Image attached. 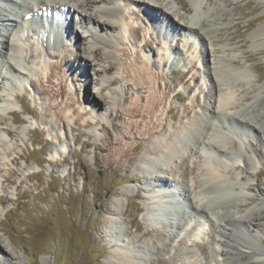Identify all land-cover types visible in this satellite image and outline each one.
Returning <instances> with one entry per match:
<instances>
[{"label":"rangeland","instance_id":"1","mask_svg":"<svg viewBox=\"0 0 264 264\" xmlns=\"http://www.w3.org/2000/svg\"><path fill=\"white\" fill-rule=\"evenodd\" d=\"M146 6V3L129 5L122 2V7L127 12L128 35L135 40V44L127 36L123 37V42L121 40L118 43V69L111 74L96 73L95 69L90 70V74H83L78 68H58V74L54 75L53 80L59 83L66 74L69 87L65 85V81L55 85L46 79L43 87L49 89V92H37L36 87L34 92H27L23 88L20 93L25 102L13 99L17 106L16 112L13 115L3 112L6 121L0 124V132H3L1 137L4 139L3 145H0V264H111V260H114L122 248H126L133 255L132 261L127 260L125 264H160L159 258L170 261L169 264H225L221 252L230 249L232 245L241 249L245 247V251L248 249L247 253L237 256L242 264H264V254L260 258L256 257L257 259L254 257L257 251L264 252V91L251 101L253 106L250 108L251 103L244 100L246 104L239 114L246 117L238 113L223 114L218 108L215 110L219 115L212 112L210 114L205 106L208 107L210 101L214 105L216 91L207 75L206 67L218 61L216 54L211 51L210 45L205 43L204 47L198 41L193 61L190 62L185 57V63L180 64L177 61L184 55L181 51L185 48L183 43L186 36L178 32L167 41L166 46L169 43L173 47L179 44V50L172 47L167 55L168 63L164 65L167 51H164L165 55L162 54L156 33L165 31L159 25V22L163 24L161 21L164 18L154 8L153 15L152 12L149 15L157 19L158 24L156 28L147 26L142 20L143 16L139 15V9L147 11ZM232 9L229 33L233 47L225 46V60L228 59L227 64L231 67L247 65L252 68L249 83H233L239 92L250 91L247 96H252L251 90L264 85V49H258L250 39V33L264 22V2L238 0L232 5ZM156 13L157 17L154 16ZM137 22L141 29L133 26ZM75 28L79 33L88 32L77 25ZM135 28L138 29V34H135ZM164 28L167 30L165 25ZM144 43L156 51H152L150 56L145 55L141 51ZM96 45L103 46V43L97 41ZM234 47L236 51H230ZM64 50L63 48L64 54L77 56L74 47ZM234 53L237 54L236 60L229 59ZM108 60L113 61L112 56ZM51 63L57 66L55 60ZM140 64L153 71V76L156 75L151 83L143 82L142 85L143 80L130 70ZM79 75L83 78L82 81L88 76L94 77L95 82L89 84L90 92L95 98L105 102V107L98 108L86 101L82 102V82L76 80ZM111 77L117 79L116 84L110 83ZM102 85L106 90L100 91ZM63 86L68 94L61 102L62 98L54 94ZM209 89L214 92L208 94ZM126 91L131 96L124 100ZM148 92H154L153 97L157 104H162H158L160 106L145 118H132L130 110L136 104L145 105V100L139 96ZM174 94H178L180 98H172ZM197 98L200 100L199 105ZM68 104L71 109L69 113H75L76 116L77 109L84 111L85 120L74 118L65 129L58 115ZM166 107H171L175 114H170L168 121L163 117ZM30 108L37 112V116L30 113ZM120 111L124 112V117L113 118V114ZM198 114L203 115L204 123H207L204 125L210 126L214 120L216 129L230 133L229 140L225 143L211 139L214 131L209 130L206 134L208 127L202 137L210 140L211 146L219 147L229 154V157L219 155V158L230 162L231 169L226 174L239 184L240 187L235 190L243 187L244 192L258 199L257 204L260 205L252 211L251 216L254 221L242 217L246 222L250 221L249 229L240 228V223L244 220L239 215L232 218L235 208H230L226 201H232L235 195L222 196L225 193L223 190L213 197L214 199L218 195V202L211 203L219 214L214 216L208 209L206 210L209 214L202 212L203 216L198 213L191 196L195 184L194 174L184 177L181 167L191 171L193 164H205L207 156H195L192 148H187L186 156L182 157L180 154L171 159L165 166L167 170L164 173L155 172L154 176L149 172L146 175L142 173L138 161L142 156L159 158V155H149L148 152L154 136L165 132L174 135L177 127L196 115L198 117ZM68 117L64 116L66 119ZM247 119L248 127H251V131L245 130L248 135L245 133L239 136L228 130L230 122L243 120L245 123ZM236 125L244 128L242 123ZM155 128L161 129V132L154 134ZM8 129H12L9 137L8 131L4 134ZM142 132L145 134H141ZM110 133L119 144L113 145L110 151H101L99 146L108 143ZM137 143L143 147L141 152L129 153V156H136L133 163L122 158L109 167L108 158ZM192 145L196 147L199 144L194 142ZM237 155H241V161L231 163L229 158ZM147 175L152 177L151 186L145 180ZM161 176L163 181L169 180L164 185L165 188L159 187L158 183H166L160 181ZM166 193L168 196H164ZM153 197L156 200L171 198L167 203L168 208L163 206L166 209L165 216L158 214L159 217L162 216L160 219L147 215L148 207L153 204ZM108 219L116 223L117 231H122L123 237L119 238L115 234L112 237L111 229L106 227ZM231 219V225L226 224ZM201 221L205 224H201Z\"/></svg>","mask_w":264,"mask_h":264},{"label":"bare ground","instance_id":"2","mask_svg":"<svg viewBox=\"0 0 264 264\" xmlns=\"http://www.w3.org/2000/svg\"><path fill=\"white\" fill-rule=\"evenodd\" d=\"M259 1L264 2V0ZM0 2V103L1 101H3L2 96L6 95V104L0 105V124L2 123V121H6L4 119V114L13 115L14 112H16L17 106L14 104V100H20V102H22L23 100L25 102V99L21 98L20 92L25 87L27 82L30 86L34 88L36 87V89H38L37 92H39L40 90L49 92V89H45L43 87V83L46 79L50 83H55V85L62 84V82L65 81V85H67L68 87L70 86L69 84H67V80L69 78H66V74L63 76V78H61V81H59V83H56V81L53 80L54 75L57 76L58 74L56 73V70L58 68H78L80 69L79 72L83 74H90V70L93 71L94 69L96 70V73L101 72L111 74L113 71L118 69L120 65L119 60L116 59V55H118L120 52L118 43L121 42V40L123 42V37L126 38L127 36V38H129V41L135 44V40L130 37L131 35H128L129 28L127 25V12L122 7V2L129 5L146 3L147 11L139 9V15L143 16L142 20L147 26L149 25L153 28L154 26L156 28V25L158 23H156L157 19H154L149 15V12H152L154 8H156L157 13L158 11L160 12L164 20L161 21L163 22V24L159 22V25H163V27L165 25L167 27V31L162 33L161 31L160 33L156 31L155 32L157 33L158 38L160 37L159 40H157L159 41L158 44L162 49V54L165 55L164 51H167L165 55L166 57L168 55V52L171 51V48L173 47L171 45L172 43H169L166 46L167 41L178 32L179 34H183L184 36H186V39L184 38L185 40L183 43L185 48L182 51L180 50L184 55L181 58H178L177 61L180 64L185 63V57L189 59L190 62L193 61V57L195 56L194 53L197 50L198 41L202 42L204 47L206 44L211 46V51L216 54L218 61H214L212 66L206 67L207 75L211 79L216 91V95L213 101L214 105H212L210 101L208 107L205 106V110H209L210 114L212 112L216 116L219 115L218 112H216L217 110H215L218 108L220 112H224L223 114L229 115L234 113V115H237L238 113V115L246 117V115L244 114H239L240 109L245 106L246 103H251L253 99H256L264 91V85L262 84L263 87L255 88L256 90H251L254 92H252V96H247L248 93L250 94V91L243 90L244 93L243 91L239 92L238 88H236L233 83H239L238 81H245L246 83H249L250 79L252 78V68L245 64V66L231 67L229 64H227L228 59L227 61L225 60V46L232 44L231 35L229 33L232 26V5L234 3H237L238 0H231L230 2H228V0H0ZM132 13H134V11H132ZM157 13L156 15L154 14L155 17H157ZM45 14L47 16L54 15L57 19L63 22L64 27L61 30L62 33L63 31H66L68 29L67 33L71 34L73 41L70 43L64 42L62 35H53L51 33L50 23L44 18ZM151 14L153 15V12ZM70 17L71 19L69 20ZM57 19L55 20L58 21ZM167 20L169 22H167ZM75 25L79 26L80 28L86 29V31L88 32L82 31L81 33H79L77 28H75ZM133 26L140 28L138 22L136 25L133 24ZM168 31L172 32V34ZM134 32L135 34H138V29L135 28ZM113 35L114 38H112ZM150 36L152 37V33L150 34ZM99 37L100 39H98ZM250 39L253 41V44L257 45L258 49H264V22L258 25L257 28L250 33ZM97 41L103 43V46H97ZM69 47L76 48L77 56H71L67 53L64 54L63 48L65 50H69ZM173 48L179 50V44H177ZM234 50L235 47L232 48V50L230 49V51ZM141 51L145 55L150 56L152 55V51L154 52L156 50L151 48L147 43H144L142 45ZM109 56H112L113 61L108 60ZM236 58L237 54L234 53L230 56L229 59L236 60ZM164 59L167 60L168 57H164ZM53 60L56 61L57 66L55 65V63H51ZM144 67L145 66L143 64H140L137 68L132 67L130 69L132 72H134V75H138L139 78L143 80L142 85L143 82L148 84L151 83V80L156 76H153V71H150ZM76 80H80L82 82L80 87V91L82 93V102L86 101V103H90L92 106L98 108L105 107V102L103 103L101 100L95 98V95L90 92L89 84L91 82H95L93 76H88L84 81H82L83 78H80L79 75L76 77ZM109 81L112 85L117 83V79L113 77H111ZM137 83L139 82L137 81ZM102 90H106V87L104 85L100 87V91ZM212 91L213 89H209L207 92L209 94L210 92L212 93ZM153 93L154 92L140 94V99L142 98V100H145L146 104L143 106H139V104L133 106V108L130 110L132 118L140 116H143L145 118L150 113L154 112L155 109H157L158 104H160L161 102L157 104V101L153 97ZM67 94L68 91L66 87L63 86L55 91L54 96L61 97V102H63V99ZM130 96L131 93L126 91L124 100H126ZM175 97L180 98L178 94L172 95V98ZM206 98L209 99L208 95H206ZM244 100L246 103H244ZM197 101L199 105L200 100L198 98ZM26 105L25 107L28 106ZM58 105H60V103H58ZM68 106H70V104L66 105L64 107L65 109L62 110V112L60 111L61 113H59L58 115L62 123V127L65 129H67L70 122L74 118L76 120H85V113H83V110V112H81L77 109L75 116V113H69L71 109ZM250 106H253V104L251 103L249 105V108ZM164 109L166 110H164L163 117H165L166 120L170 117V114L175 116V114L173 113L174 110L171 107L168 109L166 107ZM29 111L33 115L37 116V112L35 110L30 108ZM152 115H154V113ZM64 116H69L71 117V119H69V117L68 119H66L64 118ZM196 116L192 119H189L188 122H186L179 128L177 127V129L174 126L176 129L174 133V135H176L175 138H172V136L174 135H168V133L166 132L156 134V132H161V129L157 130L155 128L156 130L154 134H156V136H154L155 138L153 144L148 148V152L149 155H159V158L142 156L138 160L139 165L141 166L142 173H144L145 175L148 174V172L150 173V175H153L155 172L164 173L167 170L165 166L168 165V162L171 159L180 154H182V157L186 156L185 152L187 148H192L191 151L193 154H195V156H207L206 161L204 160L205 164L195 163L193 164V170L191 171L187 168L181 167V173L184 177L188 178L190 173L194 174L193 177L195 178V184H192L193 194L191 196H193V203L194 205H196V209L198 208L199 210L198 213H200L201 215H203L202 212L207 214L211 213L214 216L219 214L216 208L211 205V203L218 202L217 200L219 196L217 195V197L214 199L213 197L216 196V194L220 190H223L225 193L221 194L222 196L227 197L235 195L232 201H226L227 205L230 206V208L231 206H234L235 208H233L234 210L232 211V218L233 216L236 217L237 215H239L240 218L248 217L251 220V216H253L252 211L260 205L257 204L259 203L258 199H255L251 194L244 192L243 187L238 191L235 190L240 187L239 184H236V181L233 180L231 176L228 177L226 174V172H228L229 168L231 167V164L227 160L225 161L219 158L220 156L229 157V154H227L223 149H220L219 147L211 146V141L202 137L207 127L208 129L206 134L209 132V130H213L214 133H210L211 139H216L220 143L227 142L229 140L230 133L222 129H216L214 127L216 124L214 123L213 119L211 125L207 126L204 125L207 123H204L203 115L200 114L198 117ZM123 117V111L113 114V118L116 119H120ZM14 121H16L15 117ZM248 121V119L247 122L245 121V123L243 120H241L240 122L234 121L239 125H241V123L244 124L242 125L244 126V128H240L234 122H230L227 128L228 130H232L234 134L236 133L239 136H243L246 133L245 130L251 131V127H248ZM18 122H20L19 119ZM11 130H5L4 134L6 135V132L8 131L7 136H11ZM144 131L146 132L147 130ZM216 131L218 132V134ZM1 133L3 134V132H0V145H3L4 139L1 137ZM143 133L144 132H142L141 134ZM148 133H150V131ZM194 142H196V144L198 143L199 145L193 147L192 144ZM60 143L64 144L63 140H60ZM115 144H119V141L110 133L108 143L100 145L99 149L101 151L107 152L110 151L111 147ZM142 147V144L137 143L130 149H123L118 155H114L113 157L108 158L107 164L110 167L112 163H114L115 161L119 162L122 158H126L130 163H133L136 160V156H129V153L131 151H133V153L139 152ZM7 148L8 147H6V149ZM13 160H16V158H13ZM229 160H231V163L240 162L241 155L230 157ZM148 176L149 175L146 176L145 180L148 181L151 186V184L153 183L151 181L152 177ZM160 178H162V180L160 179V181H163V176H161ZM163 182L166 183H158L159 187L165 188L164 185L168 184L169 180L167 179ZM154 194H156L155 191ZM164 196H168V194L166 193ZM153 198V204L148 207L147 215L150 216V218L154 217L160 219L162 218V216L159 217V215L165 216L166 209L168 208L167 203L171 200V198H169V200L164 198L160 199L162 197H160L158 200H156L155 197ZM163 206H165L166 209L165 207L163 208ZM171 206H169V208H171ZM199 207L201 208L199 209ZM172 208L175 207L173 206ZM206 209L209 210V213ZM228 211H231V209H229ZM231 222H233V219L228 220L226 224L231 225ZM248 222L244 220L242 223H240V228L242 229V227H245L246 229H249L250 225L248 224ZM251 223L253 224L252 221ZM201 224L205 223L201 221ZM106 227L111 229L112 237H114V234L119 238L123 237L124 233L122 234V231H117L116 223L112 222V220H107ZM249 233H251V231ZM248 245L247 247H249ZM243 249H241L237 245H232L228 250L224 249V251L221 252L222 258L224 260L223 262L225 264H242V262L240 261L241 259H239L237 256L248 252V249H246V251ZM263 254L264 252L261 253V251H257L254 257L255 259H257L256 257L260 258L259 256ZM132 259L133 255L130 254V251L126 248H122L121 252L115 255L114 260H111V264H122V262L123 264H125L127 260L132 261ZM158 262L160 264L170 263V261L164 258H159Z\"/></svg>","mask_w":264,"mask_h":264}]
</instances>
